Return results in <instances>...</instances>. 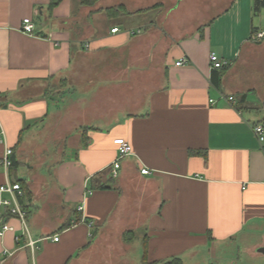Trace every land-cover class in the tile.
<instances>
[{"label": "crops", "instance_id": "crops-1", "mask_svg": "<svg viewBox=\"0 0 264 264\" xmlns=\"http://www.w3.org/2000/svg\"><path fill=\"white\" fill-rule=\"evenodd\" d=\"M221 2L220 8L205 5L214 17L171 43L163 82L138 112L121 111L107 125L98 120L71 133L62 162L50 167L25 157L36 131L56 116L55 80L71 75L85 56L140 40L129 32L145 29L166 0H99L94 7L63 0L49 17V0H0V128L14 161L8 172L0 168V185L22 176L28 192L19 201L25 226L6 220L12 231L0 237V264H86L114 232L130 264L172 258L234 264L225 254L240 241L245 263L264 264L258 251L264 247V142L252 132L254 124L264 125V98L233 78L242 50L254 43L252 29L261 30L254 26L253 0ZM116 6L118 14L108 16L105 10ZM24 19L34 23L33 36L21 32ZM211 54L227 63L222 75L210 69ZM181 58L186 63L176 67ZM116 139L132 154L112 180ZM127 232L132 237L124 241ZM29 240L36 242L34 252Z\"/></svg>", "mask_w": 264, "mask_h": 264}, {"label": "rangeland", "instance_id": "rangeland-1", "mask_svg": "<svg viewBox=\"0 0 264 264\" xmlns=\"http://www.w3.org/2000/svg\"><path fill=\"white\" fill-rule=\"evenodd\" d=\"M221 1L228 2L182 0L178 5V0H166L162 11L154 12L152 22L134 35L143 36L145 40L140 38L115 51L80 59L71 75L55 80L56 116L36 131L37 135L30 142L31 147H27L26 161L33 166L53 167L62 162L66 138L71 133L86 132L95 127L98 120H103L107 125L121 111L138 112L148 93L163 82V59L171 43L191 34L202 20L214 17L215 10L212 8L206 13L205 5L217 2L216 7L220 8ZM253 22L256 28L264 32V9L254 17ZM234 75L239 87L244 89V86H250L249 89L258 91L257 95L264 98V40L242 50ZM256 99L255 94H249V101L255 103ZM257 104L260 106L258 100ZM19 180L26 181L22 176ZM116 234L106 235L97 249L88 255L86 264H130L129 255L126 256L120 241L121 236ZM240 243L229 246L225 254L233 257L229 262L245 263L244 254L237 249ZM216 263H219L218 260ZM245 264L252 263L247 260Z\"/></svg>", "mask_w": 264, "mask_h": 264}, {"label": "built area", "instance_id": "built-area-1", "mask_svg": "<svg viewBox=\"0 0 264 264\" xmlns=\"http://www.w3.org/2000/svg\"><path fill=\"white\" fill-rule=\"evenodd\" d=\"M35 25L30 19H24L22 22L21 32L28 36H33L35 32ZM139 30L130 31L129 35L134 36L138 33ZM118 32L117 28L111 30V33ZM264 40V32L257 31L253 37L252 41L254 43H260ZM210 62V69L211 70H222L226 67L227 63L218 59L216 55L211 54L209 57ZM186 63L185 58L179 59L176 63V67L183 66ZM227 101L230 104H235V101L232 97H229ZM213 103L212 101H210ZM252 132L258 139L260 143L264 142V125L263 123H256L252 127ZM114 146L117 148V158L115 161L109 166V176L113 180L118 176V170L120 169V162L130 156L132 154V149L128 145V143L123 139H116L113 141ZM0 147L2 150L0 151V168H2L5 172H8L13 164V151L9 148L5 141V133L0 128ZM141 175H149L150 171L148 169H142L140 171ZM24 198V191L22 190L21 186L17 182H6L0 185V237H2L6 232L12 231V228L4 221L5 217L15 218L19 220L22 226H25L26 220V211L20 204V200ZM82 208L79 207L77 211H81ZM75 223H73L74 225ZM91 225H89L90 227ZM53 242H58V237H53ZM18 242V239H16ZM36 242L31 240L28 241L26 247H28L32 252L35 251ZM3 255H8L6 251L3 252Z\"/></svg>", "mask_w": 264, "mask_h": 264}, {"label": "trees", "instance_id": "trees-1", "mask_svg": "<svg viewBox=\"0 0 264 264\" xmlns=\"http://www.w3.org/2000/svg\"><path fill=\"white\" fill-rule=\"evenodd\" d=\"M62 1L63 0H49L48 6H47L48 17L50 16L52 10L54 8H56ZM98 1L99 0H80V5L84 6V7H94ZM262 9H264V0H253V7H252L253 16L254 17L257 16L261 12ZM105 11L108 13V16H111V15L115 14L116 12L118 13V9H116V8L106 9ZM39 18H40V16H39ZM255 33H256V29L254 28V29H252V35H254ZM225 69H227V68H223L222 70H219L218 72H220L222 75V73H224L226 71ZM213 81H215V77H214ZM215 84H217V83L215 82ZM12 160H13V158H12ZM13 166H14V161H13L11 169H13ZM16 182L20 184L25 195H27V193H28L27 188L25 187L23 181L16 180ZM97 188L105 189V186H98ZM93 189H94V187H93ZM8 218L9 217L6 216L4 221H6ZM131 237H132L131 232H127L123 236L125 241H128L129 238H131ZM153 264H160V263H153ZM162 264H182V262L179 258H172L171 260H169L165 263H162Z\"/></svg>", "mask_w": 264, "mask_h": 264}, {"label": "water", "instance_id": "water-1", "mask_svg": "<svg viewBox=\"0 0 264 264\" xmlns=\"http://www.w3.org/2000/svg\"><path fill=\"white\" fill-rule=\"evenodd\" d=\"M258 251H261L262 253H264V249H260V250H258Z\"/></svg>", "mask_w": 264, "mask_h": 264}]
</instances>
